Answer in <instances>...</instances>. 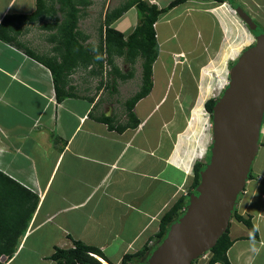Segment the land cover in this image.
Here are the masks:
<instances>
[{"label": "crops", "instance_id": "1", "mask_svg": "<svg viewBox=\"0 0 264 264\" xmlns=\"http://www.w3.org/2000/svg\"><path fill=\"white\" fill-rule=\"evenodd\" d=\"M102 1L103 15L120 5L118 0ZM145 1L163 8L172 0ZM195 1L180 6L188 11ZM95 4L92 0L88 9ZM35 8V0H0V22L5 15H29ZM128 15L138 14L131 7L111 26L122 33V28L132 31L136 23L131 24ZM44 31L45 38L55 33ZM47 44L45 53L55 45ZM77 68L69 75L75 97L56 103L49 70L0 40V174L6 178L4 184L24 198L28 195L23 189L38 198L16 252L4 264H55L50 259L55 249L71 248L73 242L99 249L105 260L96 258L102 264H120L124 255L147 246L159 230L160 217L187 193L193 165L205 163L207 149L198 154V147L193 150L185 139L187 118L181 113L185 109L175 105V98L160 124L152 125L161 117L171 86L156 101L152 75L150 93L132 110L138 126L119 132L117 126L129 123L122 109L127 99L122 104L118 100L125 92L119 90L133 77L78 88L73 83L78 73L97 76L91 75L92 65ZM101 117H112L114 128L101 122ZM258 154L263 156V166L252 171L235 206L239 215L250 217L258 235L251 239L242 223L230 222V264H264V121L254 161ZM156 246V242L148 246L142 264ZM207 263L208 255L195 262Z\"/></svg>", "mask_w": 264, "mask_h": 264}, {"label": "trees", "instance_id": "2", "mask_svg": "<svg viewBox=\"0 0 264 264\" xmlns=\"http://www.w3.org/2000/svg\"><path fill=\"white\" fill-rule=\"evenodd\" d=\"M187 1L189 0H172L166 7L159 8L145 0H128L105 13L103 25L98 33L99 41L93 44L86 43L88 36L79 30L80 19L87 15V9L92 5V0H35L36 8L33 13L4 16L0 22V40L21 50L26 56L49 70L56 103L69 97H75V87L70 84L69 75L76 71L78 66L87 68L92 65L94 68L90 69L91 75L100 76L104 73L103 62H107L111 69L106 75L110 77L111 83H115L118 80L125 81L133 77L131 72L123 73L115 60L120 59L133 66L138 59L141 67V84L134 96L126 101L125 112L129 123L116 127L117 131L122 132L128 127L138 126L139 121L133 114V107L150 93L153 86V65L158 56L155 25L162 14ZM196 1H214L222 4L227 0ZM56 5H58L57 8ZM131 7L137 11L138 21L131 33L126 36L111 25ZM58 14L59 16L56 17ZM36 22H43L39 26L43 30L55 31L45 38L46 43L55 44H52L54 46L49 53H36L34 49L18 39L20 35L29 31L23 29L25 25H34ZM102 84L101 80L100 85ZM216 101L217 99L210 98L204 103V109L209 114L211 122ZM99 120L108 124V127L114 128L112 117H101ZM205 165L206 163L199 162L193 165V179L187 193L180 196L160 217L159 230L150 241L158 244L166 236L170 225L183 215L188 203L187 199L199 184L200 172ZM252 177V170H250L248 180ZM3 179L6 178L0 174V264H4L16 252L20 237L25 232L38 202V198L31 196L25 189L23 191L28 195L25 198L14 189H10L8 184H4L7 181ZM231 219L242 223L249 230L251 239L257 238L258 233L250 217L245 218L234 209ZM229 227L230 223L226 232L208 251L207 264H230L227 258V251L232 244ZM148 246L149 243L138 252L124 255L120 264H142V260L149 252ZM96 257L104 259L99 249L80 242H73L71 248H56L50 259L55 264H102ZM2 258L5 260L2 261Z\"/></svg>", "mask_w": 264, "mask_h": 264}, {"label": "rangeland", "instance_id": "3", "mask_svg": "<svg viewBox=\"0 0 264 264\" xmlns=\"http://www.w3.org/2000/svg\"><path fill=\"white\" fill-rule=\"evenodd\" d=\"M94 1L95 7L87 10V17L79 23V29L83 34L90 36V43L97 44L99 41L97 29L103 25L105 15L101 7L103 1ZM118 1L122 4L128 0ZM241 2L242 0H231V4L225 5L214 1H195L190 4L188 11L184 5L183 7L179 5L180 7L178 6L172 15L159 17L155 25L158 56L153 66L154 99L158 101L168 85L171 86V91L169 98L161 108L160 119L153 123L158 115L155 116L151 124L153 123V126L160 124L166 111L170 110V101L175 98L177 100L175 105L182 106V110L185 109L181 111L187 118L188 130L185 139L193 150L198 147V154H201L203 149H207L205 159L210 158L212 122L204 109V103L210 98L218 100L222 97L229 84L228 75L231 66L243 51L256 43L254 34H264V0H250L248 4ZM237 7L243 9L258 25L255 32L249 30L237 17L238 14L235 11ZM128 16L133 18L130 20L131 24H137V15ZM41 24L43 22L25 25L23 29L29 31L21 37V41L42 54L48 49V44L44 41V35H47V32L38 28ZM132 27L134 28L135 25ZM122 31L127 33L128 29L122 28ZM115 61L123 73H133V80L129 82V87L126 85L119 90L121 93L125 92V95H118L119 103L122 104L123 100L130 99L139 90L141 67L138 59L133 66L120 59ZM103 65L102 75L92 78L85 73H78L76 77H73V83L78 88H84L93 87L101 80L110 82V77L106 73L111 66L107 62H103ZM122 109L125 112V106ZM262 157V154H258L256 161L252 163V171L255 172L259 164L263 166ZM205 163L207 164L208 161ZM247 186L246 183L245 189ZM242 194L238 196V201L243 197ZM231 220L234 223V220ZM205 255L207 256L208 252Z\"/></svg>", "mask_w": 264, "mask_h": 264}, {"label": "water", "instance_id": "4", "mask_svg": "<svg viewBox=\"0 0 264 264\" xmlns=\"http://www.w3.org/2000/svg\"><path fill=\"white\" fill-rule=\"evenodd\" d=\"M236 12L255 32L254 20L240 7ZM254 36L256 43L231 66L229 84L213 106L210 158L199 184L146 264H192L228 229L258 153L264 120V34Z\"/></svg>", "mask_w": 264, "mask_h": 264}, {"label": "clouds", "instance_id": "5", "mask_svg": "<svg viewBox=\"0 0 264 264\" xmlns=\"http://www.w3.org/2000/svg\"><path fill=\"white\" fill-rule=\"evenodd\" d=\"M226 2H227V1H226ZM226 2H224V3H222V4H225V5H226ZM242 10H243V9H242ZM235 11H236V8H235ZM237 17H238V16H237ZM238 18H239V17H238ZM239 19H240V18H239ZM243 192H244V191H243ZM243 192H242V193H243ZM202 257H203V255H202ZM200 258H201V257H200ZM200 258H199V259H200ZM4 260H5V258H4ZM4 260H3V261H4Z\"/></svg>", "mask_w": 264, "mask_h": 264}, {"label": "built area", "instance_id": "6", "mask_svg": "<svg viewBox=\"0 0 264 264\" xmlns=\"http://www.w3.org/2000/svg\"><path fill=\"white\" fill-rule=\"evenodd\" d=\"M148 243H149V246H151V245L153 244V242H152V241H149Z\"/></svg>", "mask_w": 264, "mask_h": 264}]
</instances>
